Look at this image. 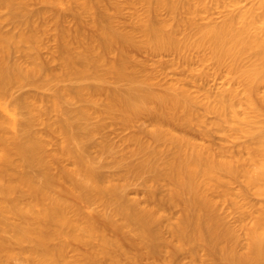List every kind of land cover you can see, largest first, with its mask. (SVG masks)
Segmentation results:
<instances>
[{
    "label": "bare ground",
    "instance_id": "6f19581e",
    "mask_svg": "<svg viewBox=\"0 0 264 264\" xmlns=\"http://www.w3.org/2000/svg\"><path fill=\"white\" fill-rule=\"evenodd\" d=\"M38 1L53 6L51 17L46 16L48 11L30 13L20 0H0V111L4 113L0 116V264H143L141 257L165 264L156 257L166 245L160 232L166 224L172 230L173 254L197 240L214 246L215 260L264 264V206L251 214L229 186L240 179L244 188L239 192L253 190L264 197V0H229L231 9L222 11L223 19L206 24L198 17L212 9L206 0H125L135 5V11L137 6L143 9L133 13L129 31L115 23L114 14L126 6L118 0ZM244 1L250 2L243 5ZM65 11L77 19L75 30L64 27ZM82 15L92 19L90 36L82 32ZM6 21L14 23L15 30L3 29ZM50 32L56 44L44 60L40 51ZM130 49L149 56L174 53L182 70L195 76V59L201 68L212 61L214 70L209 73L206 65L197 77L202 82L222 72L227 87L206 92L199 100L182 81L184 76L164 84L157 70L149 73L137 64ZM51 60H58V67H52ZM62 81L90 82L60 86L43 105L38 101L42 97L35 94L17 97L15 109L5 101L14 87L42 88ZM121 82L128 84L125 92L110 86ZM74 102L80 106L72 110L69 105ZM200 102L207 113L218 115L214 126L222 134L229 131L226 143L239 136L253 138L243 149L240 145L243 154L232 150L240 142L234 141L231 149L190 139L187 127L205 123L196 110ZM17 109L28 111V120L21 122ZM55 112L60 116L52 121ZM95 114L99 120L90 127ZM141 121H149L151 127L139 126L126 140L131 155L142 159L128 172L123 165L118 179L102 173L89 151L94 147L112 152V145L107 139L94 145L90 140L109 122L136 128ZM36 122H44L45 133L33 130ZM20 123L22 134L16 131ZM177 127L187 134L177 133ZM50 134L59 138L53 151L47 148L53 141L48 140ZM147 135L154 145L142 138ZM127 173L137 178L152 173L151 186L165 182L167 200L182 207L175 224L161 214L165 201L157 200L155 193L147 194V205L126 196ZM218 198L231 200L232 208L240 211L246 236L242 249L239 229L228 226L219 214ZM135 247L138 253L131 251Z\"/></svg>",
    "mask_w": 264,
    "mask_h": 264
},
{
    "label": "rangeland",
    "instance_id": "374dc122",
    "mask_svg": "<svg viewBox=\"0 0 264 264\" xmlns=\"http://www.w3.org/2000/svg\"><path fill=\"white\" fill-rule=\"evenodd\" d=\"M64 1L67 2L68 0H64ZM118 1H120L119 3H123V4L125 3V0H118ZM225 1H226L227 5L225 4V6H224L222 4L220 6H217V5L215 6V4L212 2V0H206V2H208V4H210V6L212 4V9L209 7L208 12L203 14L204 17L202 15H200L202 18H200V16H198L199 17V21L204 23V24H206V22L210 23V21H213V20L214 21H217V20L221 21L223 19V17H224V15L222 14V11H225V12H223L225 14L227 11H229L231 9V7L228 6L229 2H227L229 0H225ZM20 2H22L24 4H27L28 11L30 13H34V15H36V14L38 15V13H37L38 11L40 13L48 11L47 13H49V14H46V16L51 17L50 15H52V13L54 12L53 6H51V5L47 4V3H42V2H40L38 0H20ZM249 2L250 1H244L243 5H247V4H249ZM107 6H109V5H107ZM132 6L135 7V5H127L126 4L125 8L123 6V8L125 10H121L120 14H118V13L116 14L114 12V9H113V13H115L114 16H113L114 20L118 19V22L115 21V23H117L118 26L120 25L121 26L120 28L121 29L123 28V30H125V28L128 30L129 27H131L130 24L135 20L133 17L134 16L136 17V15H138L139 11L142 10V12H143V9H142L141 6H137L136 7V8H139V10L137 9V11H135V9ZM121 7H122V5H121ZM51 10H52V13H51ZM109 10L110 11L112 10L110 8V6H109ZM211 10H213V11H211ZM4 12L5 11L3 10L2 13H4ZM6 13L7 12H5L2 15L5 16ZM45 13H44V15H45ZM133 13H137V14L135 15ZM63 14H64V20H65V22L63 23L64 27H67L69 29L71 28L72 30H75L76 29L75 27L79 26V25L77 26V23H78V22H76L77 19L75 17H73L71 12H69V11H67V12L65 11V12H63ZM132 14H133V16H132ZM163 14H164V12H163ZM1 17H3V16H1ZM204 19H205V22H204ZM7 22L8 21H6V23ZM6 23L3 24V26L5 27V28L3 27V29H5V30L6 29L7 30L8 29L9 30H11V29L15 30L14 29L15 28L14 27L15 26L14 23H10V22L7 23L9 25H7ZM80 26H82V28H84V31H82V32H84V34H86L87 36H90L91 34L94 33L93 32V27H92V19H90V17H88L86 15H82L81 16V20H80ZM53 33L50 32V35L49 34H48L49 36L47 35L49 37L48 39L45 38V40L47 39L46 40L47 44L45 42L44 48H42V50L40 51V56L41 57L43 56L42 58L44 60L46 58L49 59V57L51 55V51H52V49L54 48V46L56 44L55 39L52 37L54 35ZM51 34H53V35L51 36ZM47 36H45V37H47ZM129 52L131 53L132 58L137 61V64L139 63L141 67H144V70L146 72L150 71L149 73H151V70L153 68H154L155 71L157 70L158 79H160L162 81V83L164 82V84H168V83L171 84V82H173V81H174L173 83L178 82V80L182 79V77L184 76L182 81H186L184 83H185V85L188 84V88L190 90V93L193 92L194 94L197 93L199 95V100L200 99H204L203 95H205L206 92H212V91H215L214 89H219V88H222V87L224 88L226 86L225 82H227V80H226L227 77L226 78L225 77H220L221 75H223L222 72H221V75H220V72L215 74L216 75V76L214 75L215 77L212 74V77L209 76L208 79L206 78L207 81H205L206 79H202L201 81L203 83L200 82V80H199L200 78H198L199 75H200L199 72H200V70L204 69L203 68L204 66L207 65L206 68H208V72L209 73L214 70V68H213L214 65H213L212 61L206 63L201 68L200 66L202 64H201L200 60H199L200 63H198L199 64V67H198V64H197L198 61L195 59V61H197V62L194 61L193 67L195 66V68H197L195 70V73H198L197 74L198 77H197V76H195L196 74H193V72H187L185 69L182 70V66H180V64L178 63L179 62V58L177 59V55L174 54V53H170V54L166 53V54H164L162 56L161 55L160 56H157V55H154V56L150 55L149 56L148 53H145L144 51L138 50V49H130ZM202 53L201 52H199V53L197 52L198 56H200ZM174 57H176V58H174ZM108 59H110V57ZM51 62L50 63H51L52 67H58V65H59V61L58 60L57 61L56 60H51ZM163 62H166V64H167L166 66L168 68L165 67L166 68L165 69L164 66H161V64ZM174 62H176L175 65H174ZM169 63L170 64L173 63V64L170 65ZM209 69L211 71H209ZM154 70H152V71H154ZM185 71L187 72V75L184 74ZM180 72H181L182 75L180 74ZM189 74H191V75H189ZM192 75H193V78L195 77L193 80L191 78ZM187 76H188V78H187ZM177 77H179V78H177ZM196 77H197V79H196ZM194 81L200 82L202 84H195ZM89 82L88 81H85V82L62 81V82H59V83H57V82L53 83L52 82V84H50L48 86H44L42 88H37V87H34V86H28L27 87L26 85L21 87V88H19V87L15 88L14 87L15 89L14 88L11 89V91L9 93L10 96L8 95L9 97L8 96L6 97L8 100L5 99V101H7L6 103L9 106L10 109H15L16 107L14 105L15 104L14 101H15V99L17 97L20 98L21 96L23 97V96H26V95L27 96L30 95L32 97V95L35 94L36 97H37V95L38 96L40 95L39 97H42L43 100L39 99L38 101H42L41 103L39 102V104L43 105V104H45L44 100H46L48 98V96H51L52 93L55 92L56 88H60V86L61 87H69L70 88V87H72L74 85L75 86L76 85L78 86L80 84L86 85ZM100 84H102V83H100ZM223 84H224V86H223ZM226 84H228V83H226ZM191 85H192V87H191ZM198 85L201 86L202 89L200 87H198ZM235 85L237 86V88L239 86H241V85L238 86V84H235ZM110 86L117 87V88L121 89L122 92H125L127 90V88H128L127 82H121V84L120 83H113V84L111 83ZM195 86H196V88H195ZM186 87H187V85H186ZM199 88H200V90H199ZM238 89L240 90L241 88H238ZM27 93H29V94H27ZM197 105L198 106H196V110L198 112L200 111L199 112L200 114L202 113L203 118H205V123H203V124L193 123V125L191 127H189V128L187 127L186 130H187L188 136H190V139L195 140L197 142L199 141L200 143H208V144H210V141H211L212 145L215 144L216 147H217V145L218 146L223 145L222 146L223 148L231 147L232 144H235V143H233L234 141L236 143L240 142L239 144L233 145L235 149L234 148L232 149L233 146L231 147V149L233 151L235 150L234 152H238V153H239V151H240V153L245 152V151L240 150L241 149L240 145L242 146V149H243L244 146L246 145V143H247V145L249 144L248 142H250V141H251L250 144L253 143V138L251 139L249 136L248 137L247 136H241L242 140H241V137L239 136L241 141H239V137H237L236 138L237 140L234 139L232 144H230L228 142L226 143L227 140H225V139H229V135H230L229 131L228 132H226V131L224 132V130H223L224 133L222 134V130L217 128V126H214V123L216 124V121H218V119H219L218 115L216 113H214V112H213V114L212 113L210 114V112L207 113V111H205V109L203 108L202 103H201V105L200 104H197ZM79 106H80V104L79 103H75V102L72 103V105L71 104L69 105V107L72 108V110H75ZM17 111L19 112L17 114H18V118L20 117L21 122H24V120L25 121L28 120L27 118L30 117L29 115H27L28 111L25 112L26 111L25 109H23V110L22 109H17ZM72 114H70V115H72ZM96 115L97 114H95V117H96ZM0 116H4L3 111L2 112L0 111ZM5 116H7V115H5ZM59 116H60V112H55L54 114L52 113L51 120L53 121V120L59 118ZM63 116H65V115H63ZM66 117H68V116H66ZM95 117L92 118L91 120H89V126L90 127H93L94 125L97 124V121L99 120V116H97L98 118L97 117L95 118ZM20 124L18 125V127H16L17 130L14 129L16 131L19 130L18 134H20V133L22 134L21 130H23V126H22V124L21 125ZM92 124H94V125H92ZM21 126H22V128H21ZM139 126H142L143 128L151 127L150 124H149V121H146V122L145 121H141V122H139V124H138V126L136 128L135 127L128 128V127H126L124 125L122 126L120 124L109 122V124L106 126V128L103 129V131H101V132H99V133H97L96 135L93 136V138L90 140V143L92 145L97 144V143L102 142L103 140L107 139L110 142V144L112 145V149H113L112 152H109V151L108 152H101L97 148L93 147L89 151L90 154L88 153L90 157H92V158L94 157V159L97 160L96 161L97 162V166L99 165L101 167V168L99 167V170L102 173L110 175V176L113 175L116 179H118L117 173L118 172L121 173L123 171V168H124L123 165H125V172H128V168L130 166H132L133 164L139 162L142 159V155H131V153H130L131 144H130L129 141L126 140V138H128V136L131 135L132 132L135 129H138ZM45 127H46V125L44 124V122H40V123L36 122V124L33 126V130L36 131L37 133L38 132L39 133L40 132L41 133H45L46 132V128ZM8 128L11 131L10 133H12V130L10 129V128H12V126L9 125ZM227 128H228V126L225 127V129H227ZM180 130H182V132ZM183 130H184V133L187 134L185 129H182L180 127L179 128L177 127L175 129V131L177 133L178 132L183 133ZM208 132H210V133L208 134ZM13 133H14V131H13ZM224 134H226V135H224ZM50 135L51 136H48V140L53 139V141L52 140L50 141V143L48 144L47 148H48L49 151H53V150L56 149L55 141L57 139H59V138L55 134L54 135L50 134ZM243 137H245L244 140H243ZM142 138L144 140L149 141L153 145L155 144L149 135H147L145 137H142ZM238 145H239L240 148H238ZM153 148H155V146H153ZM170 153H171V151L167 152V156L170 155ZM65 164L66 165L68 164L69 166H71L68 161H65ZM127 176H129L130 179L128 180L129 182H127V183H129V186L126 189V196L128 198H130L131 200L134 199V200H137V201L139 200L141 202H144L145 200H147V194L149 192L155 193V197H156L157 200L164 199V201H165V203H164V205L162 206V209H161V214L163 216H165L168 219V221L171 222V224H175L177 217H179V215L181 213L182 207L181 206H174L173 207V205L170 203V201L167 200L168 187L166 186L165 182L151 186L152 183L149 181V179L153 176L152 173L145 174L144 176H142L140 178L134 177L132 173H127ZM239 180H236L235 182H233V184L229 185V186H231V188L229 187L230 190L231 191L233 190V192L236 190V192H234V193L237 194L236 199H238L239 202L241 201V203L244 204L245 206H248V207H245L246 210L248 209L247 210L248 212H251V214L256 213L257 209H259L260 207L264 206V197H262L261 195H258L253 190L248 191L245 194H242L241 192H242V189L244 188V182L243 181H242L243 183L241 181L239 182ZM117 181H119V180H117ZM241 185H242V187H241ZM239 190H241V192H239ZM13 196H15V195H13ZM243 196H245V197L243 198ZM230 201L231 200H223L222 198H218V204H217L218 206H217V208L218 207L220 208V210L218 209L219 214L220 215L222 214L221 216L225 220H227L226 222H227L228 226L234 227L235 229L236 228L239 229L238 230V234H239V240L240 241H239V244H238V246H239L238 248L242 249V247L244 248V245L246 244V238H245L246 236H245V232H243L244 230H243V228H242V226H241V224L239 222L240 211H237V209H234V207L232 208V206H233L232 203L233 202L232 201L230 202ZM144 204L147 205V201H146V203L144 202ZM237 217H238V219H237ZM237 220H238V222H237ZM250 220L251 219H249L247 221L250 222ZM169 229H170V227H168L167 224L165 226L161 227V231H160L161 232V236L166 241V245L161 247L160 253L156 257V261L163 262L165 264H191V262L192 261L194 262V260H195V261H198L199 264H202L203 263L202 260L205 259V260H207L209 262V264H227L225 260H215V258H216L215 257L216 256V250L214 249V246L212 244L203 243V242L197 241V240H195L193 242H190V243H187L182 248L176 250L175 254H173L175 249H174V245L172 244V241H171V239H172V230H169ZM108 232L110 234H113V231L111 229ZM7 236L10 237L9 235H7ZM73 245H76V244L73 243ZM240 245H241V247H240ZM83 251H84V249L81 248V252H83ZM131 251L133 253H138L139 252V250L136 247L135 248H131ZM72 254H74V252H70V255H72ZM171 254H173V256H172V258H169V256ZM140 262H142L143 264H154L155 263V261L153 259L146 258V257H141L140 258Z\"/></svg>",
    "mask_w": 264,
    "mask_h": 264
}]
</instances>
